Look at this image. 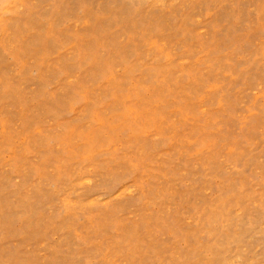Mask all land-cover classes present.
<instances>
[{
	"label": "rangeland",
	"instance_id": "obj_1",
	"mask_svg": "<svg viewBox=\"0 0 264 264\" xmlns=\"http://www.w3.org/2000/svg\"><path fill=\"white\" fill-rule=\"evenodd\" d=\"M0 264H264V0H0Z\"/></svg>",
	"mask_w": 264,
	"mask_h": 264
},
{
	"label": "bare ground",
	"instance_id": "obj_2",
	"mask_svg": "<svg viewBox=\"0 0 264 264\" xmlns=\"http://www.w3.org/2000/svg\"><path fill=\"white\" fill-rule=\"evenodd\" d=\"M90 202V201H89Z\"/></svg>",
	"mask_w": 264,
	"mask_h": 264
}]
</instances>
